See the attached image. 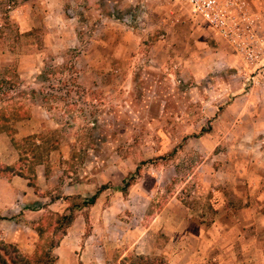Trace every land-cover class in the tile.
Masks as SVG:
<instances>
[{
	"label": "rangeland",
	"instance_id": "1",
	"mask_svg": "<svg viewBox=\"0 0 264 264\" xmlns=\"http://www.w3.org/2000/svg\"><path fill=\"white\" fill-rule=\"evenodd\" d=\"M250 1L255 16L237 21L232 38L252 59L180 0H0V115L9 119L0 132L18 155L4 174L37 193L42 165V205L68 200L87 243L101 194L113 197L111 238L117 226L136 230L135 192H149L150 176L163 191L153 205L177 195L211 219L216 193L264 155V0ZM61 217L41 215L35 259L59 238Z\"/></svg>",
	"mask_w": 264,
	"mask_h": 264
},
{
	"label": "crops",
	"instance_id": "2",
	"mask_svg": "<svg viewBox=\"0 0 264 264\" xmlns=\"http://www.w3.org/2000/svg\"><path fill=\"white\" fill-rule=\"evenodd\" d=\"M256 160L252 163L255 169L237 174L234 187L216 193L211 219L206 218L207 211L197 214L177 195L164 205H153L151 194L163 191L150 176L149 192H135L140 200L136 217L122 210V216L137 221L136 230L117 226L118 238L112 239L113 197L104 199L101 194L91 209L88 243L83 238V216L68 200L60 197L42 205V200L49 199L42 195L48 182L42 165L36 171L37 193L20 177L0 172V242L16 246L26 258H34L43 235L41 215L52 211L66 216L72 211L74 217L61 228L60 235L63 233L51 249L53 264H120L130 255L162 257L167 264H264V155ZM17 161L10 139L0 133V166L13 168ZM136 182L137 186L142 181ZM223 184L228 183L223 180ZM69 189H73L69 196L79 194L78 186Z\"/></svg>",
	"mask_w": 264,
	"mask_h": 264
},
{
	"label": "built area",
	"instance_id": "3",
	"mask_svg": "<svg viewBox=\"0 0 264 264\" xmlns=\"http://www.w3.org/2000/svg\"><path fill=\"white\" fill-rule=\"evenodd\" d=\"M190 8L195 17L202 20L215 34L229 38L236 51L253 58L252 50L246 43H238L232 35L237 21H248L255 15L252 13L250 0H180Z\"/></svg>",
	"mask_w": 264,
	"mask_h": 264
},
{
	"label": "trees",
	"instance_id": "4",
	"mask_svg": "<svg viewBox=\"0 0 264 264\" xmlns=\"http://www.w3.org/2000/svg\"><path fill=\"white\" fill-rule=\"evenodd\" d=\"M3 83H6L5 79L1 78L0 79V85ZM8 120L9 119L2 113V115H0V126L4 127L3 123L6 124L8 122ZM94 125H96V130L98 132L97 136H99V137H97V140L99 141V139H101V138L102 139L106 138L105 135L103 134V132L98 130L99 129V127L97 126L98 121H95ZM4 128H6V127H4ZM0 172L1 173H6V172L12 173V168L0 167ZM15 175L21 176L19 174H15ZM124 186L125 187L129 186V182L125 181ZM96 194H95V196H96ZM95 196L93 197V199L95 198ZM61 218H62V220H65L66 224H69L71 222V219H72V218L67 217V216H62ZM62 233H61V235H62ZM56 245H57V243L53 242L50 245L49 249H47V251L44 253L43 256H41L38 259H35L36 257L26 258L25 256H23L19 252L17 247L14 245L5 244L3 242H0V264H53L54 258L51 256V249L54 248ZM134 260H136V261L134 263H131V264H164V262L162 260L158 261V263H151L147 257H142V256H137V258ZM126 262H127V260H123L120 262V264H126Z\"/></svg>",
	"mask_w": 264,
	"mask_h": 264
}]
</instances>
